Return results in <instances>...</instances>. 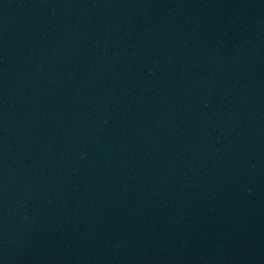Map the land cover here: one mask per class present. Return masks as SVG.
<instances>
[{
    "label": "water",
    "instance_id": "1",
    "mask_svg": "<svg viewBox=\"0 0 264 264\" xmlns=\"http://www.w3.org/2000/svg\"><path fill=\"white\" fill-rule=\"evenodd\" d=\"M0 264H264V0H0Z\"/></svg>",
    "mask_w": 264,
    "mask_h": 264
}]
</instances>
